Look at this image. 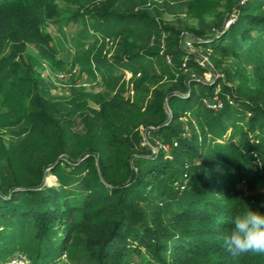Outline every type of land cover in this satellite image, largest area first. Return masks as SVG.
Returning <instances> with one entry per match:
<instances>
[{"label":"trees","instance_id":"trees-1","mask_svg":"<svg viewBox=\"0 0 264 264\" xmlns=\"http://www.w3.org/2000/svg\"><path fill=\"white\" fill-rule=\"evenodd\" d=\"M118 2L0 0V125L33 131L21 151L0 139L8 169L0 170V262L20 252L29 264H60L66 253L75 264H264L250 252L233 258L220 239L245 206L264 214V191L244 188L252 162L264 160V0H186L185 16L198 25L181 30L118 12ZM88 17L75 46L92 44L112 96L97 109L80 90L47 100L39 68L66 66L48 27ZM98 34L113 51L98 47ZM144 36L151 43L142 46ZM229 58L240 62L234 72L223 68ZM210 64L224 80H204ZM216 100L218 110L205 107ZM45 169L57 185L44 184Z\"/></svg>","mask_w":264,"mask_h":264},{"label":"rangeland","instance_id":"rangeland-1","mask_svg":"<svg viewBox=\"0 0 264 264\" xmlns=\"http://www.w3.org/2000/svg\"><path fill=\"white\" fill-rule=\"evenodd\" d=\"M104 0H86L88 4L96 5L99 2ZM62 3V7H65ZM116 9L118 12H140L146 13L152 16L155 21L154 24L160 28L168 27L175 30H181L187 25L189 26H197L198 21L189 20L185 16L186 9V0H119L117 3ZM234 17V14L232 15ZM227 21V20H226ZM90 18H85L81 20L80 23L70 22L69 25H64L60 29H57L56 26L48 27V31L55 32V39L57 43V48L60 51V58L65 61L66 66L64 69L55 68L53 69L48 63L44 62L42 68H39L41 78L45 82L46 89L48 93L46 95V99L48 100L50 97L55 100V98L59 97H68L71 95L72 90H80L85 93L88 97L89 103L94 107L98 108L97 99L101 97L107 98L108 96H112L109 87L107 86L105 77L97 70V67L94 65V60L92 56H90L89 52L91 50L90 45H86L81 49H77L75 43L78 41L79 36L84 32L85 29L91 28ZM231 22L227 21L225 27ZM161 42L162 49L164 51L165 47V38L168 37V32L161 29ZM182 34V33H181ZM187 34V33H186ZM99 35L98 47L103 49L104 53L113 51L114 47L113 41L110 38H104L102 34ZM181 36V35H180ZM89 40V39H88ZM87 40V41H88ZM140 45H148L151 43L149 37L144 36L139 41ZM181 43V41H180ZM182 44V43H181ZM193 45V44H192ZM191 53L197 56V58L201 59V64H208V59L204 57L205 52L201 48L195 47L193 45L190 50ZM28 55L35 56V50L32 47L28 48ZM111 53L107 54L109 57ZM166 57H164L163 62L169 65ZM172 64V63H171ZM223 68H226L232 72H234L238 66H240V62L235 59H223L222 60ZM248 66V71L250 74H253V65H245ZM212 71H209L204 80L213 83L216 78L221 77L223 80L225 79V75L222 71H217L210 64ZM126 76L124 78L125 84V97L133 98V88L135 84V78H132L133 75L130 71H126ZM140 75V74H139ZM163 86L162 84H159ZM117 90L119 86L116 87ZM115 88V91H117ZM2 101V89H0V103ZM165 110L170 116V110L165 103ZM205 107H207L205 103ZM3 112L6 110L3 109ZM184 122H187V118L183 119ZM194 124H197L196 120H193ZM142 136L146 139V130L142 131ZM33 137V131L29 129L26 125L20 123L19 121L11 120L9 125H0V139L4 141L5 148L11 150V145L14 144L18 147L19 151L23 150V141L30 140L29 138ZM149 146L153 152H156V148L150 146L147 142L145 143ZM15 150V147H13ZM13 150V151H14ZM21 153V152H20ZM260 160L259 157L252 162V171L249 174V180L252 182L251 185L248 183L244 185V188H247L248 191L252 190L253 192H263L264 191V167H260L257 165V161ZM0 170L2 173L7 174L8 169L6 166L5 160H0ZM44 184L46 185H57L56 177L54 175L46 176L48 171L44 170ZM8 177L10 175H7ZM77 243L74 246L76 259H82L83 256V246L79 239H75ZM69 254H63L60 257V264H75L69 259Z\"/></svg>","mask_w":264,"mask_h":264},{"label":"clouds","instance_id":"clouds-1","mask_svg":"<svg viewBox=\"0 0 264 264\" xmlns=\"http://www.w3.org/2000/svg\"><path fill=\"white\" fill-rule=\"evenodd\" d=\"M257 163L264 167V160ZM231 223V229L226 230L220 239L233 258L249 252L264 255V214L245 206V210L235 215Z\"/></svg>","mask_w":264,"mask_h":264},{"label":"built area","instance_id":"built-area-1","mask_svg":"<svg viewBox=\"0 0 264 264\" xmlns=\"http://www.w3.org/2000/svg\"><path fill=\"white\" fill-rule=\"evenodd\" d=\"M229 22H231V21H229ZM192 44L193 43L191 41H187L186 42V46L184 47V49L187 52H190V50L193 47ZM166 60H167L168 63L171 62L169 57H166ZM206 105H207V107H209V108H211L213 110H218L219 108L222 107V103L220 101H218V100H216L214 102H206ZM0 264H29V260H28L26 255H24L23 253L18 252V253H15L14 255H12L7 260L0 262Z\"/></svg>","mask_w":264,"mask_h":264},{"label":"water","instance_id":"water-1","mask_svg":"<svg viewBox=\"0 0 264 264\" xmlns=\"http://www.w3.org/2000/svg\"><path fill=\"white\" fill-rule=\"evenodd\" d=\"M225 24H227V21H225ZM212 71V70H211ZM43 182H44V180H43Z\"/></svg>","mask_w":264,"mask_h":264}]
</instances>
